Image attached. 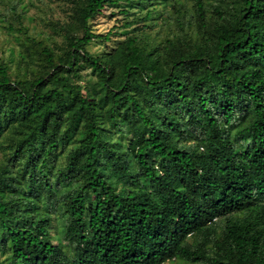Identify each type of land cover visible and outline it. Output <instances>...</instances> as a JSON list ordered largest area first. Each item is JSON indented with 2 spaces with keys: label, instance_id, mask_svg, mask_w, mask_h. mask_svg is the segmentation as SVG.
<instances>
[{
  "label": "trees",
  "instance_id": "trees-1",
  "mask_svg": "<svg viewBox=\"0 0 264 264\" xmlns=\"http://www.w3.org/2000/svg\"><path fill=\"white\" fill-rule=\"evenodd\" d=\"M64 1L0 56V264H264V0Z\"/></svg>",
  "mask_w": 264,
  "mask_h": 264
},
{
  "label": "rangeland",
  "instance_id": "rangeland-1",
  "mask_svg": "<svg viewBox=\"0 0 264 264\" xmlns=\"http://www.w3.org/2000/svg\"><path fill=\"white\" fill-rule=\"evenodd\" d=\"M184 8H192L193 0H179ZM210 3V0H206ZM125 9L127 12H123ZM166 9L173 11L171 3L168 2ZM145 8L134 3L120 1L116 4H108L103 13L98 14L90 21L91 29L94 33L105 34L108 31L111 35L110 40L104 41L94 38L87 48L94 54H101L114 47L125 34L133 31L136 26L123 28L120 24L133 16L143 13ZM68 18V3L64 0H0V56L5 59L11 58V54L17 55L22 48L20 42L23 33L20 26H24L27 33L37 38L51 39L60 37L55 31L58 23ZM9 26L11 28H9ZM22 29V28H21ZM15 60L11 61V69L14 72L17 68ZM81 82L91 79L89 68L81 72ZM115 142L119 143L118 139ZM164 264H194L186 263L181 260H170Z\"/></svg>",
  "mask_w": 264,
  "mask_h": 264
}]
</instances>
